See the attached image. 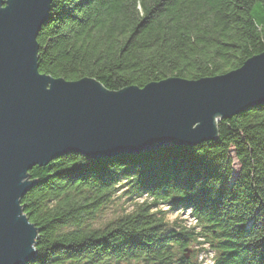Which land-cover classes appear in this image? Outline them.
<instances>
[{
    "label": "trees",
    "instance_id": "obj_1",
    "mask_svg": "<svg viewBox=\"0 0 264 264\" xmlns=\"http://www.w3.org/2000/svg\"><path fill=\"white\" fill-rule=\"evenodd\" d=\"M38 44L42 75L112 92L221 77L264 54V0H55ZM218 131L195 147L70 154L34 168L22 201L39 229L28 264H201L192 245H209L213 264H264V106ZM121 191L146 200L94 228ZM160 206L189 212L195 226L169 229Z\"/></svg>",
    "mask_w": 264,
    "mask_h": 264
},
{
    "label": "water",
    "instance_id": "obj_2",
    "mask_svg": "<svg viewBox=\"0 0 264 264\" xmlns=\"http://www.w3.org/2000/svg\"><path fill=\"white\" fill-rule=\"evenodd\" d=\"M54 1L0 0V264L38 254L39 229L22 206L34 168L70 154L110 160L215 142L221 122L264 106V54L221 77L119 92L42 75L38 37Z\"/></svg>",
    "mask_w": 264,
    "mask_h": 264
},
{
    "label": "rangeland",
    "instance_id": "obj_3",
    "mask_svg": "<svg viewBox=\"0 0 264 264\" xmlns=\"http://www.w3.org/2000/svg\"><path fill=\"white\" fill-rule=\"evenodd\" d=\"M124 191L119 192L98 215L93 227L96 229H105L110 223L116 221L126 215L134 213L140 204H143L146 199L130 198L123 194ZM162 212L169 229H176V227L191 228L195 226V222L190 216L189 212L172 211L166 206H160L153 212ZM200 232L201 230H197ZM190 257H197L201 264H213L216 257L209 245L199 246L192 245L189 249Z\"/></svg>",
    "mask_w": 264,
    "mask_h": 264
}]
</instances>
